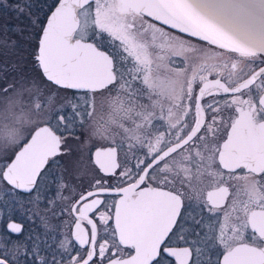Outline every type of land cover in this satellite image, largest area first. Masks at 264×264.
I'll use <instances>...</instances> for the list:
<instances>
[{
    "label": "snow or ice",
    "instance_id": "6c2138e0",
    "mask_svg": "<svg viewBox=\"0 0 264 264\" xmlns=\"http://www.w3.org/2000/svg\"><path fill=\"white\" fill-rule=\"evenodd\" d=\"M14 7L37 40L8 79L0 35V264H264V0Z\"/></svg>",
    "mask_w": 264,
    "mask_h": 264
},
{
    "label": "trees",
    "instance_id": "16d2710c",
    "mask_svg": "<svg viewBox=\"0 0 264 264\" xmlns=\"http://www.w3.org/2000/svg\"><path fill=\"white\" fill-rule=\"evenodd\" d=\"M30 2L32 7V12L44 18L43 12L47 10L46 5L51 4L52 0H0V35H7L13 37L18 42V49H20V45L22 40L25 38L22 36L24 34V30L21 27H27L28 16L26 14L19 13L15 10V5L23 6L25 3ZM27 11V10H26ZM27 16V18H26ZM23 30V31H21ZM0 61V66H1ZM9 71L6 75H17L16 70L22 72L19 69L12 70L10 66H8Z\"/></svg>",
    "mask_w": 264,
    "mask_h": 264
},
{
    "label": "rangeland",
    "instance_id": "374dc122",
    "mask_svg": "<svg viewBox=\"0 0 264 264\" xmlns=\"http://www.w3.org/2000/svg\"><path fill=\"white\" fill-rule=\"evenodd\" d=\"M23 14H26L23 13ZM35 14V13H34ZM27 15V14H26ZM27 18V16H26ZM29 20V18H28ZM30 21V20H29ZM23 28V30L25 31L24 34H22V36L25 38L24 40H22L21 45H20V54L23 56V60L22 61H18V63L21 65L20 67H18L17 69L21 70L22 72H27L31 70V60H32V56L31 53L34 49V45L36 43L37 40V36L33 33L31 36H29V33L32 32L31 29V21L28 22V26L27 27H21ZM10 39L15 40L13 37L8 36ZM0 61L1 66L5 65V57L4 56H0ZM13 61H17V57L16 56H9L7 58V65L11 67ZM18 70H16L15 73L18 74ZM15 76V75H13ZM8 79L12 78V75H7Z\"/></svg>",
    "mask_w": 264,
    "mask_h": 264
},
{
    "label": "flooded vegetation",
    "instance_id": "af4514ba",
    "mask_svg": "<svg viewBox=\"0 0 264 264\" xmlns=\"http://www.w3.org/2000/svg\"><path fill=\"white\" fill-rule=\"evenodd\" d=\"M99 146V145H98ZM113 198V196H108L107 199L111 200ZM8 215L7 212H0V235H3L6 232V224H7V219L6 216ZM14 221L17 223H22V225L24 226V235L28 234L29 230H35L38 227V223L37 221H30L28 220L24 215H22L19 211L16 212L14 214ZM40 230H43L42 227ZM11 235V239L13 241L17 240V239H23V236H18V234H10Z\"/></svg>",
    "mask_w": 264,
    "mask_h": 264
}]
</instances>
